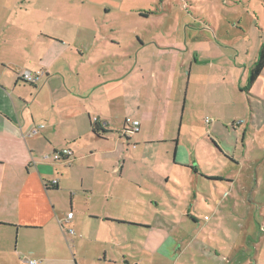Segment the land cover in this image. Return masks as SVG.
I'll return each mask as SVG.
<instances>
[{
    "label": "rangeland",
    "instance_id": "obj_1",
    "mask_svg": "<svg viewBox=\"0 0 264 264\" xmlns=\"http://www.w3.org/2000/svg\"><path fill=\"white\" fill-rule=\"evenodd\" d=\"M22 7L23 57L30 62L53 46L65 60L69 57L72 70L65 61L64 73L76 84L95 78V72L126 74L118 104L95 101L115 125L108 143L98 141L99 149H114L113 167L121 169L124 162L125 167L117 173L105 172L103 165L92 171L86 165L94 159H86L74 173L70 192L50 188L59 242L67 247L70 227L57 209L67 213L71 206L79 214L90 206L113 217L167 221L172 235L198 246L184 254L187 262L201 264L199 251L224 264H264V103H250L233 87L252 65L258 17L264 27V0H22ZM87 25L98 27L96 47H103L102 56L77 51L73 41ZM29 37L37 54L33 60ZM23 87L32 91L23 104L29 119V112L39 111L33 101L37 90ZM125 119L142 121L144 132L124 137ZM187 159L201 172L197 179L190 178L195 170L180 163ZM79 174L93 184V194L76 191ZM110 226L76 235L141 240V228ZM1 234L29 252L24 264L38 261L31 253L44 240L53 247L50 255L65 252L47 230L18 235L0 228Z\"/></svg>",
    "mask_w": 264,
    "mask_h": 264
},
{
    "label": "crops",
    "instance_id": "obj_2",
    "mask_svg": "<svg viewBox=\"0 0 264 264\" xmlns=\"http://www.w3.org/2000/svg\"><path fill=\"white\" fill-rule=\"evenodd\" d=\"M22 8V0H0V228L15 230L18 235L21 231L47 230L52 236L58 237L59 245L54 242L56 246L65 249L64 255H50L53 247L48 240H44L42 248L31 253L38 260L31 264H200L194 259L188 262L183 259L188 249L196 252L198 246L192 247L194 240L172 235L166 227L167 221H163V224L160 220L154 223L135 221L119 213L113 217L107 210L99 207L94 209L87 206L86 210H83L84 213H72V218L64 225L74 228V234H67V247L59 242L57 226L59 219H55L53 211L57 205L53 202L55 194L49 193L50 188L70 192L74 173L78 171L79 163L86 159H94L86 165L92 171L102 168L103 165L105 172L117 173L122 172L125 167V162L121 169L113 167L115 157L112 154L116 153L114 149H108V146L99 149L98 141L108 143L115 125L111 119L112 115H107L95 101L104 98L106 103L118 104L117 98L120 94L117 91L120 84L123 87L126 74L118 73L116 70L95 72V78L83 79L76 84L69 81L64 73L65 61L72 70L69 57L67 56L65 60L64 52L51 46L41 58H36L32 37L27 38L30 42L27 51L29 50L33 57L31 60L34 58L36 60L30 62L28 57H23ZM260 18H257L258 32L253 46L255 53L252 65L247 69L245 79L235 83L237 86H233L241 94L246 93L245 98L255 104L264 103V66L247 89L246 84L260 48L264 45V27ZM80 29L82 30L78 31L73 41L79 54L102 56L103 47L101 49L99 46L96 47L97 38L100 36L98 27L87 25ZM34 44L37 45L36 40ZM88 44L91 46L87 47ZM61 45L65 43H60L59 46ZM139 45L142 46V43ZM22 70L45 72L38 82L34 85L29 84L32 89L37 90L33 101L39 110L29 112V119L25 118L23 104L28 102V96H32V91L27 92L23 85L28 83L18 79L17 74ZM70 73L74 74L72 71ZM87 73L84 75L87 76ZM119 80L118 85H111L112 82L117 83ZM45 108L50 111L45 113ZM252 118L253 116L251 120ZM126 120L128 119H125V122ZM133 120L139 121V130L132 135L143 133L142 121ZM94 123L101 129L98 135L92 132ZM39 124H43L44 127L37 134L28 136L32 127ZM124 125L125 123H122V126ZM132 135L128 137L131 138ZM63 149L72 151L70 162L65 159H53L52 154ZM180 163L191 173L195 170L192 177L190 176L191 179L201 176L200 171L191 167L189 159ZM79 175L80 184L76 191L93 194V184L91 185L87 178L85 183L84 176ZM54 180L56 184H52ZM69 195L71 196L70 193ZM57 210L63 216L64 222L67 214L72 212V207L70 206L67 213L64 208ZM110 224L141 228L143 231L141 240L135 244L134 241H117L114 238L106 240L98 233L93 234L94 237L91 239H79L76 235V231L79 230L84 232L94 228L104 230L105 226L111 227ZM1 235L3 238H0V264H24L29 252L25 253L19 246L13 247L10 241ZM197 254L201 255V264H224L221 263V258L216 260L215 256H204L199 254V251Z\"/></svg>",
    "mask_w": 264,
    "mask_h": 264
},
{
    "label": "built area",
    "instance_id": "obj_3",
    "mask_svg": "<svg viewBox=\"0 0 264 264\" xmlns=\"http://www.w3.org/2000/svg\"><path fill=\"white\" fill-rule=\"evenodd\" d=\"M45 72L43 70H35V71H30V70H22L18 72V79L28 83V84H35L38 82V80L43 77ZM127 125L124 127L127 132H124V134H129L132 135L133 133L138 132L139 130V121L138 120H126ZM43 124L35 125L32 127L30 130V133L28 136H33L39 132L41 128H43ZM72 156V151L69 149H63L60 152H54L52 154L53 159L55 160H61L65 159L66 161L70 162V157ZM52 184H56V180L52 182ZM72 212H69L67 214L66 219L64 220V224H66L71 218H72ZM67 234L72 235L74 234V231L72 228H67ZM30 263H34L33 261H30Z\"/></svg>",
    "mask_w": 264,
    "mask_h": 264
},
{
    "label": "trees",
    "instance_id": "obj_4",
    "mask_svg": "<svg viewBox=\"0 0 264 264\" xmlns=\"http://www.w3.org/2000/svg\"><path fill=\"white\" fill-rule=\"evenodd\" d=\"M263 66H264V45L261 46L259 54H258V58L250 70L249 76L247 78L246 89L255 81L256 77L260 74ZM30 85H34V84H30ZM126 125H127V122H125L124 127ZM99 131H101V129L98 127V125L96 123L92 124V132L95 135H98ZM124 132H127L125 130V128H123V130H122L123 134H124ZM124 136H125V134H124ZM126 138L129 139L128 137H126ZM47 188H48V186H47Z\"/></svg>",
    "mask_w": 264,
    "mask_h": 264
}]
</instances>
